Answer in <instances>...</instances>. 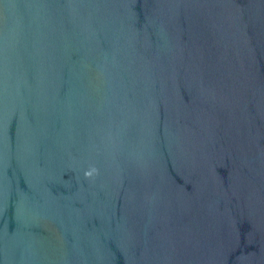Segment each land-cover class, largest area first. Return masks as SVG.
Instances as JSON below:
<instances>
[{"label": "water", "instance_id": "obj_1", "mask_svg": "<svg viewBox=\"0 0 264 264\" xmlns=\"http://www.w3.org/2000/svg\"><path fill=\"white\" fill-rule=\"evenodd\" d=\"M0 264H264V0H0Z\"/></svg>", "mask_w": 264, "mask_h": 264}]
</instances>
